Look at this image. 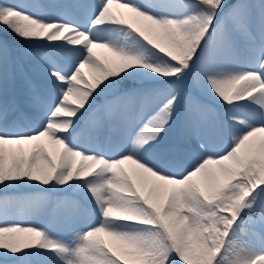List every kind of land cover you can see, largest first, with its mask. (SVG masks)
I'll return each instance as SVG.
<instances>
[{
	"label": "snow or ice",
	"instance_id": "6c2138e0",
	"mask_svg": "<svg viewBox=\"0 0 264 264\" xmlns=\"http://www.w3.org/2000/svg\"><path fill=\"white\" fill-rule=\"evenodd\" d=\"M113 3L0 0V264H264V0Z\"/></svg>",
	"mask_w": 264,
	"mask_h": 264
},
{
	"label": "rangeland",
	"instance_id": "374dc122",
	"mask_svg": "<svg viewBox=\"0 0 264 264\" xmlns=\"http://www.w3.org/2000/svg\"><path fill=\"white\" fill-rule=\"evenodd\" d=\"M118 6H112V11L117 15L123 14L126 19L130 22L134 21L133 14L128 13L126 9L119 7V4L122 3L120 0H116ZM41 2H46L45 0H41ZM137 26H143L142 23L138 22ZM96 55L103 59L109 55L104 49H95ZM82 74L84 75L85 79L91 78V69L88 66H85L82 69ZM83 87V85H81ZM126 169V168H125ZM128 170V169H126ZM150 182V180H148ZM147 181V182H148ZM138 184L144 185L146 184L145 178L140 179ZM151 184V183H150ZM152 187V185H151ZM2 195V194H1ZM11 196L16 197L11 205L10 212H9V220H15L17 222H22L26 226L29 224H37V225H46L50 222L53 218V213L57 210V206L55 201L53 200L51 203L45 202L39 209V213L31 211L29 208L25 206V198L28 197H35L40 195L34 188L21 192V193H10Z\"/></svg>",
	"mask_w": 264,
	"mask_h": 264
},
{
	"label": "bare ground",
	"instance_id": "6f19581e",
	"mask_svg": "<svg viewBox=\"0 0 264 264\" xmlns=\"http://www.w3.org/2000/svg\"><path fill=\"white\" fill-rule=\"evenodd\" d=\"M120 1H122L123 2V0H120ZM117 1L116 0H114V3H113V5L112 6H118L117 4ZM138 24V23H137ZM61 57H64L63 59H65L64 61H62L61 63H66V62H68V60H69V57H67V56H61ZM126 169H128V171L131 173L132 171H133V169L135 168V166L134 165H132V164H126L125 166H124ZM135 179H136V181L138 182L140 179H142V178H145L144 176H136V177H134ZM150 183H151V180H150ZM152 185V184H151Z\"/></svg>",
	"mask_w": 264,
	"mask_h": 264
}]
</instances>
